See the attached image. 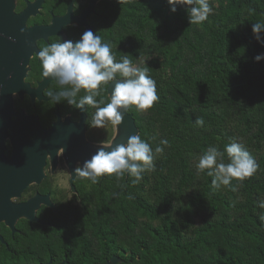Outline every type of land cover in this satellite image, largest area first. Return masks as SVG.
Instances as JSON below:
<instances>
[{
	"label": "trees",
	"instance_id": "16d2710c",
	"mask_svg": "<svg viewBox=\"0 0 264 264\" xmlns=\"http://www.w3.org/2000/svg\"><path fill=\"white\" fill-rule=\"evenodd\" d=\"M110 1L119 12V60L151 56L145 67L159 100L145 113L130 109L139 135L153 149L163 139L170 146L140 182L113 174L88 187L72 228L55 239L56 252L74 264H107L113 256L119 264H264V61L255 60L264 45L252 31L264 21V0H209L213 13L199 25L167 0ZM231 138L259 167L233 181L237 191H214L213 178L197 175L195 165L208 147L224 151Z\"/></svg>",
	"mask_w": 264,
	"mask_h": 264
},
{
	"label": "flooded vegetation",
	"instance_id": "af4514ba",
	"mask_svg": "<svg viewBox=\"0 0 264 264\" xmlns=\"http://www.w3.org/2000/svg\"><path fill=\"white\" fill-rule=\"evenodd\" d=\"M92 1L44 0L26 20L28 29H37L25 78L31 92L14 94V114L6 135L0 134V152L7 159L17 153V160L0 162V264H74L68 254L56 252L54 242L72 228V211L84 208V193L93 184L75 172L82 161H68L65 152L81 155L89 144L109 146L119 129L110 123L103 129L89 127L95 112L91 106L85 112L66 102L50 103L44 93L58 86L42 77L36 54L59 38L75 43L91 30L111 42L119 61L118 6L110 0ZM37 2L15 0V12ZM110 88L97 99L107 103ZM43 152L44 162L39 160Z\"/></svg>",
	"mask_w": 264,
	"mask_h": 264
},
{
	"label": "clouds",
	"instance_id": "9594fccd",
	"mask_svg": "<svg viewBox=\"0 0 264 264\" xmlns=\"http://www.w3.org/2000/svg\"><path fill=\"white\" fill-rule=\"evenodd\" d=\"M167 3L173 13L177 11V6L185 7L191 25L207 21L213 13L209 0H167ZM252 31L257 41L264 45V21L253 23ZM36 55L42 77L54 81L58 86V90L44 93L49 102H66L85 112L91 106L95 109L88 124L91 128L103 129L109 123L113 127L118 126L129 109L134 107L136 111L145 113L159 100L156 81L145 67L151 56L140 54L133 60L130 55L124 54L117 61L111 42H104L100 35L91 30L84 31L75 43L71 40L62 42L59 38L42 46ZM255 60L258 63L264 61V54L257 55ZM113 84L115 86L107 103L103 98L97 99ZM194 124L203 127L205 121L197 117ZM166 146H170L169 141L163 139L153 149L139 134L130 136L126 144L112 146L111 151H107L101 142L96 153L78 166L75 172L78 177L92 184L113 174L117 180L128 176L132 183H138L145 173L156 171L154 160L164 152ZM195 167L197 175L206 172L207 176L213 178L211 188L214 191L227 187L235 192L238 185L233 184V181L242 183L251 178L259 165L244 143L231 138L224 151L216 146L208 147L199 156ZM258 207L262 210L259 219L264 222V197L259 199Z\"/></svg>",
	"mask_w": 264,
	"mask_h": 264
},
{
	"label": "water",
	"instance_id": "95a60500",
	"mask_svg": "<svg viewBox=\"0 0 264 264\" xmlns=\"http://www.w3.org/2000/svg\"><path fill=\"white\" fill-rule=\"evenodd\" d=\"M44 0H38L21 14L15 12V0H0V134L6 135L9 121L14 114L13 96L19 93L21 96L26 92L30 93L29 85L25 83L28 64L34 51L33 34L37 29H28L26 20L36 12V7L40 6ZM94 1V0H93ZM92 1V2H93ZM114 84L110 88L112 92ZM119 134L109 146H104L107 151L117 144H126L130 136L139 134L135 118L128 111L125 118L118 125ZM3 146V143L0 142ZM99 146L88 145V151L79 154L65 152L68 161L90 159ZM53 159L56 160V152L53 153ZM17 160L15 151L11 159H7L4 152H0V162ZM42 162L46 160V154L43 152L40 156ZM20 161V160H18ZM123 262L119 256H113L107 264H119Z\"/></svg>",
	"mask_w": 264,
	"mask_h": 264
}]
</instances>
